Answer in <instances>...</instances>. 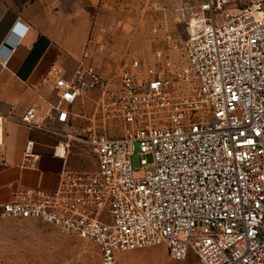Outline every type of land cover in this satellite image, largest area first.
Masks as SVG:
<instances>
[{
	"label": "built area",
	"instance_id": "1",
	"mask_svg": "<svg viewBox=\"0 0 264 264\" xmlns=\"http://www.w3.org/2000/svg\"><path fill=\"white\" fill-rule=\"evenodd\" d=\"M234 2L183 8L187 38L150 62L124 60L116 87L88 52L72 78L54 68L47 80L63 105L101 91L83 138L96 166L64 169L53 191H17L0 218L37 219L88 240L100 264L158 245L174 260L193 254L195 264H264V0ZM37 117L30 107L23 121L40 126ZM116 121L121 137L108 133Z\"/></svg>",
	"mask_w": 264,
	"mask_h": 264
},
{
	"label": "crops",
	"instance_id": "2",
	"mask_svg": "<svg viewBox=\"0 0 264 264\" xmlns=\"http://www.w3.org/2000/svg\"><path fill=\"white\" fill-rule=\"evenodd\" d=\"M98 3L0 0V205L13 200L17 191L55 190L64 169L82 170L86 156L79 145L94 151L83 140L86 124L76 118L85 98L73 106L61 104L60 91L47 78L54 68L72 78L87 52L94 59L93 8ZM30 107L37 109L40 126L23 121ZM29 140L35 142L34 156L26 160ZM65 148L69 156L60 157Z\"/></svg>",
	"mask_w": 264,
	"mask_h": 264
},
{
	"label": "rangeland",
	"instance_id": "3",
	"mask_svg": "<svg viewBox=\"0 0 264 264\" xmlns=\"http://www.w3.org/2000/svg\"><path fill=\"white\" fill-rule=\"evenodd\" d=\"M204 0H99L93 8L94 62L111 86L119 85L121 63L131 56L152 61L154 52L182 43L188 36L183 8H195ZM248 0H235L233 7H243ZM181 19V20H180ZM172 34V38L169 35ZM96 90L85 97L77 110L78 124L91 127L98 117ZM96 112V113H95ZM108 133L121 137L125 133L121 122L108 124ZM86 138L87 131H86ZM84 136V134H83ZM85 138V136H84ZM77 148L83 154L80 169L92 170L96 153L83 145ZM133 164L141 168L139 146H136ZM99 248L92 242L72 235L59 227L37 219L0 218V264H100ZM193 254L185 260L170 257L165 245L151 246L122 252L116 264H195Z\"/></svg>",
	"mask_w": 264,
	"mask_h": 264
}]
</instances>
